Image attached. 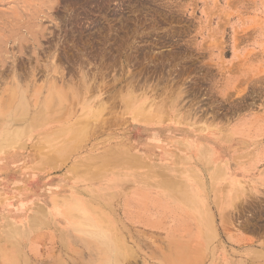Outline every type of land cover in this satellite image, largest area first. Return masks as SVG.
I'll return each instance as SVG.
<instances>
[{
	"label": "rangeland",
	"instance_id": "1",
	"mask_svg": "<svg viewBox=\"0 0 264 264\" xmlns=\"http://www.w3.org/2000/svg\"><path fill=\"white\" fill-rule=\"evenodd\" d=\"M0 72V264H264V0H0Z\"/></svg>",
	"mask_w": 264,
	"mask_h": 264
},
{
	"label": "bare ground",
	"instance_id": "2",
	"mask_svg": "<svg viewBox=\"0 0 264 264\" xmlns=\"http://www.w3.org/2000/svg\"><path fill=\"white\" fill-rule=\"evenodd\" d=\"M7 77V75H5V72H0V79L1 78H6ZM6 94V93H5ZM4 94V95H5ZM26 95H25V93H24V91H19V93H17L16 95H11V96H8V99H6L7 101H15V102H17L18 101V103L19 102H21V103H23L24 101H26ZM0 99H5V97L2 95V96H0ZM105 127V126H104ZM138 130V129H137ZM137 130H135V132H134V138H135V140H137L138 139V132H137ZM107 236V235H106ZM100 251H101V253L103 254V257H105L104 258V260L105 259H107L110 255H109V253L108 252H110L109 251V249H108V247H105V248H101L100 249ZM102 257V258H103Z\"/></svg>",
	"mask_w": 264,
	"mask_h": 264
}]
</instances>
